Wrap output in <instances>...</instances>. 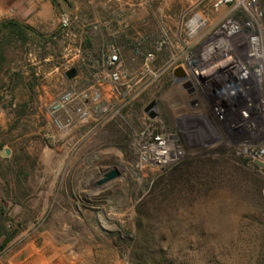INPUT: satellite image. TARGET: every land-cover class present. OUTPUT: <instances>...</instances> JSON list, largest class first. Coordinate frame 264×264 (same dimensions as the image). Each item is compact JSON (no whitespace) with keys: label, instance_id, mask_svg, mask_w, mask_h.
Returning a JSON list of instances; mask_svg holds the SVG:
<instances>
[{"label":"rangeland","instance_id":"1","mask_svg":"<svg viewBox=\"0 0 264 264\" xmlns=\"http://www.w3.org/2000/svg\"><path fill=\"white\" fill-rule=\"evenodd\" d=\"M196 13L214 17L209 0H0V22L15 19L47 37L10 47L0 73V198L9 189L16 232L0 264H131L137 205L176 165L141 161L135 135L151 123V102L159 131L188 108L189 94L166 67L186 49L184 24ZM117 68L133 83L115 99ZM68 92L76 99L54 115ZM123 118L133 127L127 141L106 129ZM113 169L119 176L99 184ZM154 224L170 264H264V205L245 191L218 188Z\"/></svg>","mask_w":264,"mask_h":264},{"label":"built area","instance_id":"2","mask_svg":"<svg viewBox=\"0 0 264 264\" xmlns=\"http://www.w3.org/2000/svg\"><path fill=\"white\" fill-rule=\"evenodd\" d=\"M209 7L214 17L191 16L184 24L186 49L167 61L172 83L190 96L188 108L160 131L152 123L158 111L151 109L155 117L146 112L151 123L135 135L140 160L171 165L189 153L225 147L251 167L264 169L256 164H264V7L261 0H209ZM117 59L113 55L110 63ZM178 69L182 73L175 74ZM128 75L121 68L110 73L115 99L131 90ZM75 99L73 92L63 95L54 103V115ZM82 114L89 115L86 110Z\"/></svg>","mask_w":264,"mask_h":264},{"label":"trees","instance_id":"3","mask_svg":"<svg viewBox=\"0 0 264 264\" xmlns=\"http://www.w3.org/2000/svg\"><path fill=\"white\" fill-rule=\"evenodd\" d=\"M31 29L15 19L0 22V73L7 63L6 51L10 47L23 48L33 37H38ZM133 116L137 117L135 110ZM132 128L124 119L106 125L108 132L120 141L130 139ZM21 173L18 171V178ZM225 187L245 191L252 203L264 205V169L251 167L245 159L231 155L225 147L211 152L189 153L184 160L167 169L137 205V234L128 243L131 264H170L160 244L161 232L154 219L166 211L192 206L201 198L211 197L218 188ZM3 193L6 196L0 198V251L16 233L8 227V209L4 204L11 194L7 188Z\"/></svg>","mask_w":264,"mask_h":264},{"label":"water","instance_id":"4","mask_svg":"<svg viewBox=\"0 0 264 264\" xmlns=\"http://www.w3.org/2000/svg\"><path fill=\"white\" fill-rule=\"evenodd\" d=\"M32 32H35L33 29H31ZM36 33V32H35ZM60 33V31H58L57 33H55L54 35H52L51 37H54L56 35H58ZM39 37L41 38H47L41 34H38L36 33ZM75 73H76V68H72L68 73H67V76L68 78H73L75 76ZM182 73V69H178L175 71V74H180ZM154 108L156 109L157 108V104H156V101H153L151 102L146 108H145V112L149 113L151 115V117H155L156 116V113L153 112V110L151 111V109ZM2 156H6V155H9L10 154V150L7 149L5 151H2ZM256 164L260 167H264V164L260 161H256ZM119 176V171L116 170V169H113V170H110L108 171L107 173H105L104 177L101 178L98 183L99 184H104V183H107L113 179H116L117 177Z\"/></svg>","mask_w":264,"mask_h":264},{"label":"bare ground","instance_id":"5","mask_svg":"<svg viewBox=\"0 0 264 264\" xmlns=\"http://www.w3.org/2000/svg\"><path fill=\"white\" fill-rule=\"evenodd\" d=\"M200 17H201L200 15H197V17H196V18L198 19V18H200Z\"/></svg>","mask_w":264,"mask_h":264}]
</instances>
